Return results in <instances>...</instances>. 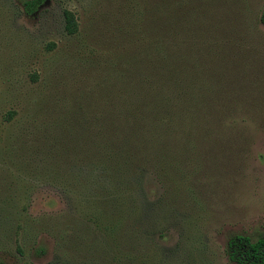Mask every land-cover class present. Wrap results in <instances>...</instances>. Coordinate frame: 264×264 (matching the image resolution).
Masks as SVG:
<instances>
[{"label":"rangeland","instance_id":"rangeland-1","mask_svg":"<svg viewBox=\"0 0 264 264\" xmlns=\"http://www.w3.org/2000/svg\"><path fill=\"white\" fill-rule=\"evenodd\" d=\"M22 2L0 0V262L239 264L228 238L264 231V0Z\"/></svg>","mask_w":264,"mask_h":264},{"label":"trees","instance_id":"trees-1","mask_svg":"<svg viewBox=\"0 0 264 264\" xmlns=\"http://www.w3.org/2000/svg\"><path fill=\"white\" fill-rule=\"evenodd\" d=\"M44 0H23L22 6L25 12H33ZM63 27L67 34L77 31L78 23L72 10H62ZM258 21L264 24V7L259 13ZM149 127V124H148ZM145 155V152L143 156ZM225 253L229 260L239 264H264V231L255 238L244 234H235L228 238ZM0 264H2L0 262Z\"/></svg>","mask_w":264,"mask_h":264}]
</instances>
